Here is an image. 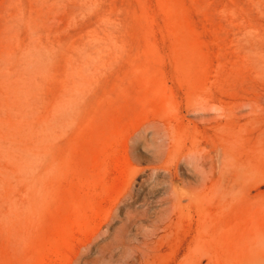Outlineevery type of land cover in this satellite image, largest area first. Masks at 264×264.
<instances>
[{"label": "rangeland", "instance_id": "1", "mask_svg": "<svg viewBox=\"0 0 264 264\" xmlns=\"http://www.w3.org/2000/svg\"><path fill=\"white\" fill-rule=\"evenodd\" d=\"M263 51L264 0H0V264H165L166 254L143 258L136 248L151 223L141 218L165 206L168 175L146 168L111 224L102 223L127 186L116 159L127 170L161 159L151 130L134 152L120 133L157 110L203 130L185 110L187 83L263 94ZM71 76L79 99L90 100L67 130L51 119V104ZM71 144L74 168L79 145L95 166L89 209L70 204L78 198L67 178ZM177 168L176 183L197 175L191 163ZM213 249V263L232 259Z\"/></svg>", "mask_w": 264, "mask_h": 264}, {"label": "bare ground", "instance_id": "2", "mask_svg": "<svg viewBox=\"0 0 264 264\" xmlns=\"http://www.w3.org/2000/svg\"><path fill=\"white\" fill-rule=\"evenodd\" d=\"M64 92L63 97L54 98L50 117L55 122L65 123L67 130H71L76 114L90 98L79 99V83L72 76ZM184 94L185 110L201 117L203 130L197 123L190 121L193 125H186L183 119L163 110L138 116L124 133H120L124 151L134 152L139 134L151 130L161 159L148 167L130 166L128 170L118 162L119 158L116 159V179L124 178L127 186L102 223L111 224L121 202L132 192L135 180L147 168L157 175H168L170 188L163 201L165 206L154 217L145 214V218H141L151 223L146 227L142 244L136 248L137 254L149 258L164 253L168 256L165 264H216L208 256L215 251L209 249L215 247L222 256L232 258L221 264H264V191L260 189L264 185V93H209V87L190 81ZM210 103L215 113L209 119ZM60 115L63 120L57 119ZM209 128L213 131L210 138ZM256 143L259 147L253 145ZM119 151H115L116 157ZM88 155L79 145L78 163L74 168L73 145L69 146L67 178L69 189L75 186L76 179L78 196L76 200L70 198L74 210L94 207L88 192L85 195V188L91 189L96 179L94 163L86 165ZM219 155L222 158L217 169L215 158ZM181 161L191 163L197 175L176 183ZM109 188L106 184L104 190L107 192ZM34 201L33 196L29 202L32 208Z\"/></svg>", "mask_w": 264, "mask_h": 264}]
</instances>
